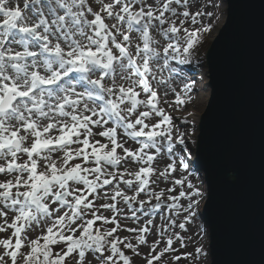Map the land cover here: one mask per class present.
<instances>
[{
    "label": "snow or ice",
    "instance_id": "snow-or-ice-1",
    "mask_svg": "<svg viewBox=\"0 0 264 264\" xmlns=\"http://www.w3.org/2000/svg\"><path fill=\"white\" fill-rule=\"evenodd\" d=\"M96 2L98 7L94 8L90 0H15L14 4L12 0H0V174L12 177L0 181V232L12 230L10 236L0 238L4 250L0 264H9V260L17 264L18 258L23 264H66L73 255L76 264H84L89 253H99V264H132V256L125 250L140 255L139 246L148 245L153 220L125 228L118 218L122 211L117 207L118 197L131 212L125 219L138 221L137 212L153 199L156 203L151 210L166 204L170 213H184L178 225L181 230L187 231L186 225L197 215L202 192L190 179L184 156L178 164L173 151L178 144L191 155L185 133L179 131L172 113L162 106L187 107L194 99L195 82L182 80L177 91L170 84L171 77L162 73L168 69L179 75L180 69L171 62H191L204 34L213 27L201 23V18H211L214 12L191 11L189 0H155V5L147 0ZM187 21L199 26L186 27ZM133 33L137 34L135 38ZM154 33L166 41L165 45H160ZM117 69L127 73L120 77L128 81L127 85L116 83ZM106 78L111 80L110 85L105 84ZM152 81L167 85L164 96L171 92L174 99L162 100ZM77 87L83 90L77 91ZM183 119L186 123L187 116ZM109 123L111 127H107ZM93 127L104 130L94 133ZM118 130L138 147H126L127 141L120 139ZM94 135L105 137L107 143L93 140ZM18 153L26 154L27 159L18 163ZM53 153L62 156L53 158ZM162 153L170 162L158 172L153 162ZM77 158H81L80 163H70ZM129 159L139 168L121 171L118 166ZM178 167L187 175L174 179L167 191H174L176 185L181 190L162 200L164 190L154 192L149 187L156 182L152 177L167 180ZM114 181L111 196H103L112 202L96 207L98 189ZM69 182L83 187L71 188ZM121 182L129 189L135 187L131 195L120 188ZM141 193H146L148 199H139ZM181 198L188 201L187 206L180 203ZM134 203L139 207L133 208ZM100 209L113 214H99ZM9 211L14 212L10 222ZM89 212L91 218L86 219ZM78 219L84 223L77 224ZM45 220L51 223L42 235L28 240L30 250L22 252L26 229ZM97 221L113 227L94 229ZM175 226L176 220L169 215L168 224L160 230L161 238ZM122 228L136 233L135 244L129 237L117 235ZM185 239L191 238L174 232L159 251L161 240L157 239L150 245L146 264L176 252L174 241L186 247ZM60 243L66 250L53 253V246ZM202 253L203 248L196 247L195 256L188 252L173 259L199 258Z\"/></svg>",
    "mask_w": 264,
    "mask_h": 264
},
{
    "label": "water",
    "instance_id": "water-1",
    "mask_svg": "<svg viewBox=\"0 0 264 264\" xmlns=\"http://www.w3.org/2000/svg\"><path fill=\"white\" fill-rule=\"evenodd\" d=\"M225 2L194 150L207 197L200 217L211 264H264V0Z\"/></svg>",
    "mask_w": 264,
    "mask_h": 264
},
{
    "label": "rangeland",
    "instance_id": "rangeland-1",
    "mask_svg": "<svg viewBox=\"0 0 264 264\" xmlns=\"http://www.w3.org/2000/svg\"><path fill=\"white\" fill-rule=\"evenodd\" d=\"M93 7H98L96 0H90ZM148 3H151L155 5V0H147ZM12 3L14 4L15 1ZM189 6L191 11H196L199 9L200 11H213L214 16L211 18L203 17L201 18V23L207 24L211 23L213 25L212 30L208 33L204 34L203 42L202 44L193 52V57L191 59L190 63H186L183 65L177 64L175 61L171 62V65L173 67H176L180 69L179 75L175 73H170L168 69H164V77H171V80L173 81V84L177 91H180L182 87V80L184 81H194L195 87L192 92V96L194 97L193 102L189 104L187 107L183 109H178L175 105L172 107H169L167 104H163L162 106L165 107L170 113H172L174 117V123L177 125V128L180 132L185 133V143L188 146L189 152L191 155H189L186 152H183L181 145H176L174 148V155L177 160V163L179 164V160L181 156H184L185 162L189 164L188 172H190L192 175L190 179L192 182L200 188L202 192V196L199 197V206L196 209L197 215L192 223H189L186 225L187 231L181 230L179 228V223L183 220L184 213L181 212L179 216L174 214V210L170 213L169 210L166 207V204H163L161 209L151 210L152 205L156 203L155 199L151 201V203L145 204L144 209L142 212H137V216L139 217V220L136 221L134 219H125L124 217H130L131 212L128 208V206L124 203L122 199L119 197L117 198V207L120 208L122 211L119 215L120 223L125 228H136L139 226H142L144 222L148 219L153 220V225L150 227L152 228V232L148 234V245H141L139 246V252L140 255H134L131 250H125L126 254L132 256V264H146L145 257L150 253V245L156 241L157 239L161 240L160 245L157 248V251H159L161 248L165 246L166 237L168 235H172L174 232H179L182 236L191 239H185L186 247L181 248L179 241H174L173 247L177 249L176 252H168L164 254V256L161 258V261L154 262V264H211L210 254H209V235L208 230L202 225V220L200 217V212L203 210L207 197H206V188L203 183V181L199 178V176L194 172L195 166L193 165V157H194V150L196 148L197 140H198V126L201 120V117L203 113L205 112L209 97H210V90L207 87L208 78H207V70H206V63H205V57L207 54V51L211 45V43L214 41L216 36L218 35L219 31L223 27V25L226 22L227 19V6L225 0H208L205 2H200L199 0H189ZM173 7H177L173 5ZM179 11H183V9H178ZM30 14V13H29ZM166 15H169L166 13ZM91 18V17H89ZM182 18V17H181ZM175 19V17H173ZM108 23H113L114 21L108 20L106 21ZM186 27H198L199 25H192L190 21H187L185 24ZM126 28V25L124 26ZM137 34L133 33V37L135 38ZM154 36L156 39L160 40V45H165L166 41L159 36V34L154 33ZM162 63V61H160ZM153 67H155V63L153 64ZM121 75H127V73H121L119 69H117V76H116V83L117 84H125L127 85L128 81L122 80L120 77ZM92 78H95L93 76ZM159 79V76H158ZM105 84L110 85L111 80L109 78L105 79ZM152 85L154 88L158 90V92L161 95L162 100L167 99L169 102H171L174 99V95L169 92V94L165 97L164 92L167 89L166 85H157L156 81H152ZM83 89L78 87L77 91H82ZM143 98V94L141 96ZM142 110V109H141ZM188 113H192V115L188 116ZM187 116V122H184V117ZM44 123H47V121H44ZM111 123H109L108 127H111ZM102 130H99V127H93V132L98 133ZM121 132L120 139L122 141H127L125 146L130 148H136L138 145L135 141L130 140L127 136L122 134V130H118ZM54 135L57 134L55 131L53 133ZM93 140H100L101 143H107V139L105 137L94 135L92 137ZM73 148L78 147V145H72ZM90 151V149H89ZM154 151V150H153ZM120 150L118 149V153ZM122 154V153H121ZM59 156H62V153H53V158H58ZM27 159V155L24 153H18V163H22L24 160ZM81 158H77L76 160L70 162V163H80ZM169 159L167 155L161 154L156 161L153 162V166L157 168L158 172L162 170L167 163H169ZM0 163H3L2 160H0ZM88 167H92L91 164L87 165ZM121 171H123L124 168H127L129 171H135L139 168V164L135 161H132L131 159L127 160L126 162H122L121 165L118 166ZM108 171H112L113 169L108 168ZM16 175V173H13L12 176ZM181 175H187V173H182L179 170V167L177 168V171L172 173V175L167 179L164 180L163 178L156 179L155 176L152 177L153 180H155V183H152L149 185V187L154 192H159L162 189L164 190V196L162 197V200H167V197L169 195H178L179 191L181 190V187L179 185L175 186V190L172 192H168L167 190L169 188L173 187V181L174 179H178L181 177ZM11 176H5L4 174H0V181L10 179ZM92 177L90 176V179ZM127 178V177H126ZM70 183L71 188H82V184H75L72 182ZM115 181L113 182V185H106L102 189H98L99 196L94 200V204L96 207H99L100 204L103 203H111L112 201L103 199V196L105 193L111 196L113 190H114ZM120 188L123 189L127 194L131 195L133 191L135 190V187L132 189H129L127 185H125L123 182L120 183ZM185 191H187V186L185 184L184 186ZM23 190V189H21ZM71 199V197H69ZM89 199H92V197H89ZM139 199L147 200L148 195L146 193H141L139 196ZM168 203H171V201H167ZM180 203L184 206H187L188 201L185 198L180 199ZM58 205H52V207H57ZM139 204L134 203L133 208H138ZM67 210V208L62 209L60 214H63V211ZM149 212V215L145 216L143 213ZM102 215L111 217L112 212L110 210L100 209V213ZM9 222L11 220V217L14 215V212L9 211ZM171 215L172 219L176 220V226L174 228L170 227L168 232L165 233L164 238H161L160 236V230L162 229V226L165 224H168V217ZM163 217V219H162ZM91 218V213L86 216V219ZM0 222H2V218H0ZM51 223V220H45L40 223L39 226L33 225L32 228L26 229V232L24 235L27 236V240L25 241V247L22 248V252L27 253L30 249L27 246L28 240L35 239L37 236L42 235L43 230H46V227L48 224ZM84 223L83 220H77V224ZM75 227V225H73ZM113 225L111 224H104L102 221H97L94 225L95 228H100L102 231L106 228H111ZM11 229H9L6 232H0V238H7L11 235ZM78 234V232H77ZM117 235H119L122 239L124 237H129L132 240V243H136L134 237L136 233H131L126 230H118ZM55 246V245H54ZM196 247H202L203 253L199 256V258H193V259H180L179 261H175L173 257L177 255H181L182 253H188L191 252L195 256V248ZM62 249H65V245L63 243L57 244L55 247V252L61 251ZM66 250V249H65ZM3 248L0 247V254L3 253ZM107 251L105 252V255H107ZM95 257V258H94ZM7 260L8 258L5 257ZM99 264V258L95 256L94 253H89L85 259L84 264ZM22 259L18 258L17 264H22ZM10 264V260H9ZM67 264H76V255H73L72 257L67 259Z\"/></svg>",
    "mask_w": 264,
    "mask_h": 264
},
{
    "label": "bare ground",
    "instance_id": "bare-ground-1",
    "mask_svg": "<svg viewBox=\"0 0 264 264\" xmlns=\"http://www.w3.org/2000/svg\"><path fill=\"white\" fill-rule=\"evenodd\" d=\"M14 1H15V0H13V2H14ZM195 1H196V0H195ZM199 1L202 3V2H205V1H208V0H199ZM208 11H209V10H208ZM163 74H164V72H163ZM170 84H171L172 86H173V85H174V86L176 85L175 83L173 84V81H172L171 79H170ZM174 86H173V87H174ZM167 87H168V86L166 85V88H167ZM77 90H78V87H77ZM90 107H91V104H90ZM86 114H87V113H86ZM107 127H108V125H107ZM100 129H101L102 131L104 130L102 127H99V130H100Z\"/></svg>",
    "mask_w": 264,
    "mask_h": 264
},
{
    "label": "trees",
    "instance_id": "trees-1",
    "mask_svg": "<svg viewBox=\"0 0 264 264\" xmlns=\"http://www.w3.org/2000/svg\"><path fill=\"white\" fill-rule=\"evenodd\" d=\"M199 173V172H198ZM200 174V173H199ZM203 223V222H202ZM203 226H204V223H203ZM102 231V230H101ZM55 247H56V245L55 246H53V253H56L55 252ZM122 247V246H121ZM58 252H60V250L58 251ZM95 254V256L96 257H98L99 258V253H94ZM23 264V263H22ZM66 264H67V261H66Z\"/></svg>",
    "mask_w": 264,
    "mask_h": 264
}]
</instances>
